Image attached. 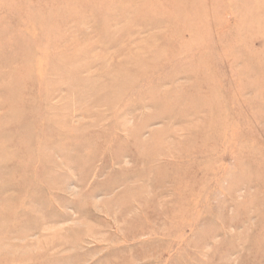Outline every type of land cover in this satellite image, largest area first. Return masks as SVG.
<instances>
[{
  "label": "rangeland",
  "instance_id": "obj_1",
  "mask_svg": "<svg viewBox=\"0 0 264 264\" xmlns=\"http://www.w3.org/2000/svg\"><path fill=\"white\" fill-rule=\"evenodd\" d=\"M0 264H264V0H0Z\"/></svg>",
  "mask_w": 264,
  "mask_h": 264
}]
</instances>
